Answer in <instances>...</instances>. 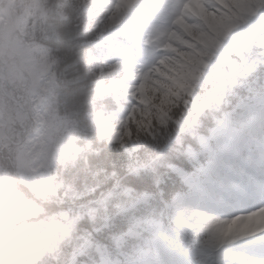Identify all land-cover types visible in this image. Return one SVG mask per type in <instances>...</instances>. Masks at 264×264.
<instances>
[{
	"label": "rangeland",
	"instance_id": "1",
	"mask_svg": "<svg viewBox=\"0 0 264 264\" xmlns=\"http://www.w3.org/2000/svg\"><path fill=\"white\" fill-rule=\"evenodd\" d=\"M6 1L5 10L0 5V27L4 24L1 18L8 17L7 37L0 43V64L8 85L25 95L27 107L26 123H21V133L18 131L10 144L4 136L15 126H0V157L15 174L9 188L0 164V264H28L51 236L70 234L66 228L60 229L61 221L62 227H67L84 214L72 220L66 212L45 215L47 220L34 218L35 201H44L58 189L52 183L53 164L64 163L78 152L71 135H63L65 124L56 111L55 59L42 44L25 42L34 40L36 26L47 14L58 20L70 19L103 41L104 45L83 61L93 73L92 81L95 79L91 83L93 104L85 116L97 143L122 151L128 171L142 168L149 155L153 162L160 160L171 142L191 135L190 126L197 125L202 116L208 119L219 106L230 109L206 139L197 137L198 153L205 156V172L214 181L194 180L190 170L168 163L174 178L170 170L157 165V182L171 189L165 195L158 188L156 195L163 199L156 201L158 207L150 192L113 193L93 212L102 222L99 228L68 236L73 238L63 264H180L182 256L174 255L177 243L193 255L200 253L205 264H264V257L248 255L236 244L264 235L258 218H242L236 225L228 212L219 214L208 208V213L201 205L208 202L213 209L225 212L223 195L211 184H228L230 177L220 173L208 155L217 160L230 157L232 149L220 139L230 125L242 122L247 126L242 120L255 96L249 102L236 100L232 107L229 101L234 94L229 91L238 85L244 88L243 69L253 66L256 59L264 60V50L252 48L264 40V0ZM93 42L89 45L96 44ZM226 57V64H220ZM195 80L201 83L194 85ZM1 88L6 89L5 83L0 86L3 93ZM1 100L6 102L0 96ZM242 130L241 126L229 131V137L240 143L234 149L237 152L242 146L249 148ZM186 154L195 155L191 147ZM180 170L186 191L176 188V179L182 180ZM234 171L229 166V172ZM201 218L203 222H199ZM164 222L166 226H162ZM114 226L122 232L115 233ZM97 231H104L101 235L109 238L110 244L97 241L93 237ZM54 246L52 242L48 250ZM107 248L121 251L122 256Z\"/></svg>",
	"mask_w": 264,
	"mask_h": 264
},
{
	"label": "trees",
	"instance_id": "2",
	"mask_svg": "<svg viewBox=\"0 0 264 264\" xmlns=\"http://www.w3.org/2000/svg\"><path fill=\"white\" fill-rule=\"evenodd\" d=\"M36 27L38 29L35 33V41L43 44L50 57L55 59L54 75L58 93L56 111L65 124L66 131L63 135H71L69 139L78 147V152L64 163L58 161L53 164L52 183L54 186L57 185L58 189L52 190L44 201H35L37 208L34 218L43 220L50 215L65 211L72 220L80 213L84 214L81 219H76L67 227H62L61 221L60 229L66 228L67 233L70 234L51 236L28 264H63L70 248L66 243L68 236L98 227L101 221L98 216H93V212L97 213V207L103 204L105 199L109 201V196L118 192L134 194L144 189L154 190L156 176L150 155L145 160V164H142L145 165L143 169L128 171L129 167H126L122 151L118 147H105L97 143L95 134L90 128L85 112L92 106L90 87L93 73L84 66L83 61L87 44L96 41V35H91L89 31L82 29L70 19L58 20L52 14L43 16V22ZM4 108L12 112L10 118L13 122L9 125L18 127L16 122L18 119L15 118H19L21 114L11 106L4 105ZM207 123L208 119L204 125ZM14 130L16 129H11L9 133L13 135ZM168 148L165 156H161L160 160L181 162L183 155L176 150V142L170 144ZM0 164L3 165V171L6 173L5 178L10 182L15 174L10 170L7 160L0 157ZM120 176H122L121 180L118 179ZM94 237L103 240L102 235L97 232L94 233ZM52 242H55V246L49 251Z\"/></svg>",
	"mask_w": 264,
	"mask_h": 264
},
{
	"label": "bare ground",
	"instance_id": "3",
	"mask_svg": "<svg viewBox=\"0 0 264 264\" xmlns=\"http://www.w3.org/2000/svg\"><path fill=\"white\" fill-rule=\"evenodd\" d=\"M243 219L241 218V219H239V220H236L235 221V224L237 225L238 224V222H240V221H242ZM259 224L260 225H262V226H264V212H262L261 214H260V221H259ZM239 226V225H238ZM243 226V225H242ZM238 228V227H237Z\"/></svg>",
	"mask_w": 264,
	"mask_h": 264
}]
</instances>
